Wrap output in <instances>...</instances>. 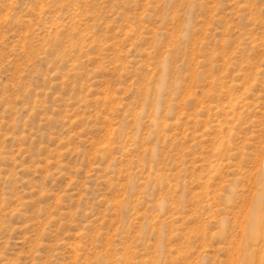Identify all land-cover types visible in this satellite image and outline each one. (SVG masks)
I'll list each match as a JSON object with an SVG mask.
<instances>
[{
	"label": "rangeland",
	"instance_id": "rangeland-1",
	"mask_svg": "<svg viewBox=\"0 0 264 264\" xmlns=\"http://www.w3.org/2000/svg\"><path fill=\"white\" fill-rule=\"evenodd\" d=\"M0 264H264V0H0Z\"/></svg>",
	"mask_w": 264,
	"mask_h": 264
}]
</instances>
